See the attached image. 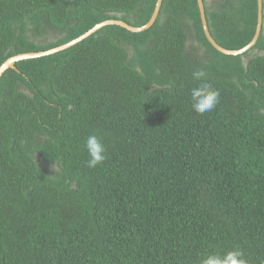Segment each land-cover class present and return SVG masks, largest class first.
Returning <instances> with one entry per match:
<instances>
[{"label":"trees","instance_id":"1","mask_svg":"<svg viewBox=\"0 0 264 264\" xmlns=\"http://www.w3.org/2000/svg\"><path fill=\"white\" fill-rule=\"evenodd\" d=\"M158 0H0V68L97 25H147ZM223 48L254 39L258 0H204ZM0 82V264H199L239 247L264 264V29L243 56L206 38L197 0L155 25L109 26ZM220 90L198 114L199 81ZM107 159L87 167L85 142Z\"/></svg>","mask_w":264,"mask_h":264},{"label":"clouds","instance_id":"2","mask_svg":"<svg viewBox=\"0 0 264 264\" xmlns=\"http://www.w3.org/2000/svg\"><path fill=\"white\" fill-rule=\"evenodd\" d=\"M193 79L199 81L198 86L193 87L190 93L191 107L198 114L211 112L220 100V90L208 82L203 70L193 72ZM88 153V168H95L107 159V148L101 136L96 133L89 135L85 142ZM199 264H251L242 249L236 247L226 251L213 250L202 255Z\"/></svg>","mask_w":264,"mask_h":264},{"label":"water","instance_id":"3","mask_svg":"<svg viewBox=\"0 0 264 264\" xmlns=\"http://www.w3.org/2000/svg\"><path fill=\"white\" fill-rule=\"evenodd\" d=\"M163 2L164 0H158L157 4H156V8L154 11V14L150 20V22L140 28H135L130 26L129 24L122 22V21H108V22H104L102 24L97 25L95 28H93L92 30H90L88 33H86L85 35H83L82 37L78 38L77 40L72 41L69 44H66L64 46H61L59 48L47 51V52H40V53H30V54H23V55H18L16 57H13L11 59H9L1 68H0V82L1 79L3 77V75L8 71V70H15L17 71V67L16 64L19 62H23V61H28V60H34V59H39V58H43V57H47V56H51V55H55L58 54L60 52L66 51L80 43H82L83 41L89 39L90 37H92L93 35H95L96 33H98L99 31H101L102 29L109 27V26H117V27H121L131 33L134 34H138V33H144L146 31H148L149 29H151L156 21L159 18L160 15V11L161 8L163 6ZM198 2V6L200 9V14H201V20H202V25H203V30L205 32L206 38L208 39L209 43L220 53L226 55V56H233V57H238V56H243L245 54H247L248 52H250L258 43L262 31L264 29V0H258V25H257V31H256V35L253 39V41L244 49L242 50H238V51H231V50H227L223 47H221L212 37L210 31H209V27H208V22H207V17H206V9H205V4H204V0H197Z\"/></svg>","mask_w":264,"mask_h":264}]
</instances>
